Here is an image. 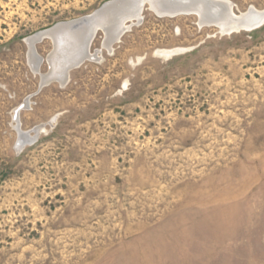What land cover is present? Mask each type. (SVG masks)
<instances>
[{"label":"rangeland","instance_id":"1","mask_svg":"<svg viewBox=\"0 0 264 264\" xmlns=\"http://www.w3.org/2000/svg\"><path fill=\"white\" fill-rule=\"evenodd\" d=\"M111 1L0 0V264H264V25L147 5L43 86L53 41L35 71L27 39ZM18 126L44 131L18 151Z\"/></svg>","mask_w":264,"mask_h":264},{"label":"bare ground","instance_id":"2","mask_svg":"<svg viewBox=\"0 0 264 264\" xmlns=\"http://www.w3.org/2000/svg\"><path fill=\"white\" fill-rule=\"evenodd\" d=\"M116 0L108 2L106 4H114ZM154 1V0H153ZM134 4L138 0H131ZM157 2V3H156ZM155 3L159 6L160 17H171L175 18L178 16H197L199 18V26L202 27L203 23H207L209 27H216L224 34H233L240 32H251L258 29L259 26L264 24V11H258L255 8H251L246 13L236 14L235 6L228 0H157ZM159 3V4H158ZM188 4L191 10L184 11L186 14H180L175 16L173 11H169L171 8L180 7L181 5ZM186 6V5H185ZM102 8V7H101ZM101 8L94 12L90 16H86V23H73L70 27L61 28L60 32L56 34L54 39V51L50 54L51 60V71L50 75L43 77V80L53 82H64L68 81L69 74H67L68 67H71L77 60L84 55V46L86 38L90 31V22L96 17L98 19H106V13L102 12ZM145 10V9H144ZM144 12V11H143ZM142 13L132 15L129 22H123L118 27H115L112 34H120L118 39H122L125 33L134 25V23H140ZM255 13L256 16H252L250 13ZM155 13V12H154ZM85 18V17H84ZM82 19V18H81ZM80 20V19H79ZM260 28V27H259ZM36 38L27 39V45L29 52L33 50V46L36 43ZM108 50L113 47L112 43H106L104 45ZM182 51H164L161 55L165 57H173L181 54ZM96 55V54H95ZM29 59L33 64L35 71H39L41 65L39 64L40 57L38 55L31 54ZM90 59L94 60L95 56L90 51ZM91 60V62H92ZM47 62V61H46ZM17 113V112H16ZM17 115V114H16ZM16 117V116H15ZM19 131V130H18ZM44 131L43 127L37 128L34 132L23 133L27 139L34 140L39 134Z\"/></svg>","mask_w":264,"mask_h":264},{"label":"water","instance_id":"3","mask_svg":"<svg viewBox=\"0 0 264 264\" xmlns=\"http://www.w3.org/2000/svg\"><path fill=\"white\" fill-rule=\"evenodd\" d=\"M156 1L157 0H154V1L153 0H138V2L136 4H134L133 2H131V0H116L114 2V4H111V3L105 4L101 8V14H102V12H105L106 16H107L106 19H98L96 17L94 20H92L90 22V24H91L90 25V31H89L88 36L86 38V43H85V46H84L85 47L84 48L85 49L84 50V55L79 60H77L76 63H74L71 67H68V69L66 71L67 74L70 75L71 71H73V70H75L77 68H80L85 63L90 62L92 60V59H90L91 46H92V44H93V42H94V40H95V38H96V36H97V34L99 32L102 31V32L105 33V36H106L105 42L106 43H112L114 45L115 43L120 42V40H121L120 38H121L122 35L120 36V34H118V35L112 34L113 29L115 27H118L121 23H123L125 21L129 22L131 20L130 17L132 15H136L138 13H142L147 5L149 6V8L152 11H154L159 16V14H158L159 6L156 5V3H157ZM185 5H181L178 8L177 7L171 8L169 11H171V12L173 11L175 16L180 15V14H186V12H184V11L191 10V8L188 6V4H185ZM250 14H252L251 17L252 16H256V14L253 13V12L250 13ZM86 21H87V18L85 17V18H82L80 20H75V21L66 22V23H59V24H57L56 26H54L53 28H51V29H49L47 31L40 32V33L36 34L34 36V38H36L35 39L36 43L33 46L32 52L31 51L29 52V55H30V53L34 54V55H38L37 54V50H36V45L39 42H43L44 40L49 39V40H52L53 44H54L55 43L54 39H56V34L58 32H60L61 28L70 27L71 25H74L77 22L85 24ZM207 25H209V24L203 23L202 27H205ZM263 25H261L259 27H262ZM118 36H120L119 39H118ZM50 59L51 58L49 57L48 58V63L51 66V60ZM43 62H44V59L40 57L39 64L42 65ZM51 82H53V81L52 80H50V81L43 80L42 85L45 86L47 84H50ZM58 83L61 86H66L68 81H64L62 83L58 82ZM26 107H27V105H23L22 107H20L17 110V117L19 115V112L22 109L26 108ZM17 130H19L21 132L20 126H18ZM34 141H35V139L34 140L27 139L23 135V133H21V134L19 133V139H18L16 148H17L18 151H22L26 146H28L30 144H33Z\"/></svg>","mask_w":264,"mask_h":264}]
</instances>
